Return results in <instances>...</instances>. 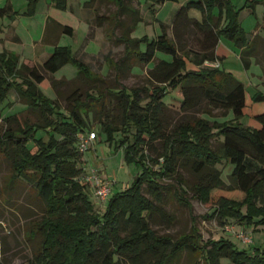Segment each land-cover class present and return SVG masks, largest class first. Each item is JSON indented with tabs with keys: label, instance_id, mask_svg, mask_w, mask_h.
I'll return each instance as SVG.
<instances>
[{
	"label": "trees",
	"instance_id": "16d2710c",
	"mask_svg": "<svg viewBox=\"0 0 264 264\" xmlns=\"http://www.w3.org/2000/svg\"><path fill=\"white\" fill-rule=\"evenodd\" d=\"M100 1L88 0L84 7L97 13ZM108 1H113L117 10L114 15L97 14L96 22L107 27L111 40L124 44V56L118 60L107 58L110 68L116 71L118 81L134 66L155 62L148 71L153 81L151 87L122 85L120 89H112L105 77L92 71L69 46L56 44L41 65L46 73L54 74L73 62L78 67V79L106 84L94 92L87 91L85 99L74 91L68 97L72 105L63 111L58 99L45 95L40 85L47 76L32 60L22 62L14 51L0 52V116L11 90L29 109L41 114V121L35 123H21L15 114L9 115L0 134V154L12 162L13 178L26 180L44 203L45 213L32 231L33 236L43 237L32 264H171L183 251H202L210 264H221L222 259H228L230 264H264V249L249 252L224 236L205 244L194 233L174 239L157 234L148 219L158 209L163 192L170 189L162 179L173 177L177 166H183L191 167L201 179L191 184L178 178L182 192L185 194L186 188H190L201 201L213 203L215 210L209 217L221 223L235 219L264 226V112L256 115L261 123L259 128L244 124L241 121L246 105L244 83L220 65L206 64L222 59L216 47L224 35L241 48V59L249 67L255 46L238 21V12L230 0H190L182 5L173 18L178 39L181 40L180 32L193 28L206 40L203 50L194 51L182 46L183 41L170 38L165 23H161V33L155 37L132 36L142 20L138 9L128 4L130 0ZM168 1L177 0H145L152 12ZM38 2L28 0L21 12L5 5L0 7V15L12 19L24 12L32 15ZM52 2L59 9L68 7L67 0ZM214 7L218 9L217 15L212 12ZM192 9L201 12L200 19L190 15ZM125 15H131L128 25L122 21ZM113 24L122 27L119 36L111 28ZM61 32L73 35L74 28L61 25ZM15 40L20 39L16 36ZM160 52L169 59L158 58ZM186 57L198 68L188 69ZM52 82L61 83L55 79ZM169 86L181 87L184 95L181 108L192 109L207 101L212 107L231 112L233 118L219 121L200 116L167 132L164 99ZM254 100L264 101V94L256 92ZM114 110H118V115H112ZM91 113L96 115L100 131L109 140L121 133L118 144L125 148V160L141 166L132 184L112 195L103 214L96 210L90 199L91 186L82 178L85 169L81 165L79 139L93 131L88 129L87 121ZM39 132L46 135L38 136ZM219 137L223 140L215 149L212 143ZM156 141L161 142L163 149L152 157L146 149L155 148ZM223 161L234 165L230 183L221 178V171L216 168ZM184 194L177 193L176 197L191 207ZM148 256L152 257L147 259Z\"/></svg>",
	"mask_w": 264,
	"mask_h": 264
},
{
	"label": "rangeland",
	"instance_id": "374dc122",
	"mask_svg": "<svg viewBox=\"0 0 264 264\" xmlns=\"http://www.w3.org/2000/svg\"><path fill=\"white\" fill-rule=\"evenodd\" d=\"M45 0H42L39 11L28 15L27 13H20L16 15L17 20H23L28 24L29 19L35 16V20H41L44 17L43 10L45 8ZM68 7L66 9H59L60 16L68 20V24L74 27L73 35H63L60 45H67L72 49L75 56H79L85 61L92 71L102 74L107 84L112 89H120L122 85L128 87H151L153 85L152 79L149 77V69L153 68L155 62L150 64H142L134 66L130 71L125 72L119 80H116V71L110 68L109 62L106 60L107 56L115 60L124 56V44L116 43L107 35V27L99 26L96 22V15H114L117 10V5L113 1L102 0L98 3L96 13L92 9L84 8L79 4V0H67ZM187 0L170 1L161 9L160 6L155 7V12L149 9L145 0H130L128 4L137 8L141 17L136 29L131 33L132 36L140 38L148 35L150 38L157 36L161 32L159 21L163 20L167 25V32L170 38L178 41H183L186 49H193L194 51L203 50L206 44L204 37L195 29L185 30L178 33L174 28L173 18L176 10L180 8ZM51 1L49 0V3ZM176 3V4H174ZM231 5L238 12V21L245 31L248 38L253 36L255 30L261 27L264 22V0H230ZM173 7V9H172ZM26 6L24 7V9ZM21 10V11H24ZM42 10V11H41ZM172 10V11H171ZM20 11V12H21ZM214 15H217L218 9H212ZM200 13L197 9L191 10V15ZM226 19V12L224 13ZM125 25L131 22V15L122 17ZM226 21V20H225ZM9 23V16L0 15V30L5 28ZM90 23V34L87 37L88 27ZM36 24V21H35ZM224 23H222V26ZM115 35L119 36L122 27L111 26ZM2 33L0 31V37ZM97 36V38H96ZM256 48L254 56L251 58L249 67H246L241 59V48L237 47L235 43L222 35L217 47L218 53L222 59V69L232 68L234 73L238 75L241 81L247 84V102L245 106V113L241 121L252 127L261 123L254 117V115L264 112V101H255L254 94L257 90L264 91V65L257 63L258 60L264 61V40L255 38ZM33 41L26 39L22 44L5 41L0 42V52L4 50L14 51L23 59L29 56H35V51L40 48L33 47ZM145 48V44L141 45ZM41 47V45L39 46ZM182 50V48H181ZM168 56L165 53H159L158 58ZM40 62L35 63L47 76L41 83V88L45 95L58 99L63 111H68L71 101L68 97L76 91L85 99L86 92H94L96 89H102L106 84L93 83L92 81L81 80L77 78L78 67L73 62L67 63L54 74L46 73L41 65L42 57H37ZM188 69H197L189 57H186ZM61 81L60 84L52 82V79ZM239 80V79H238ZM259 88V89H257ZM145 103L146 92L141 93ZM167 108L165 109V126L167 132H171L180 123L203 116L209 119H216L225 121L233 118V114L222 108H215L209 105L207 101L202 102L199 107L192 109L181 108L184 101V95L181 87H168V94L165 97ZM2 113L0 116V134L6 128L5 118L9 115H16L18 120L22 123L29 121L31 123L41 121V114L38 111L29 109L28 106L22 102L15 90H11L6 101L2 104ZM204 111H209L210 114ZM112 115H118V110H114ZM88 129L96 131L98 137L91 142L89 149L83 153V160L81 165L84 171H88L91 166H94L103 177L113 181V191L106 202H98L95 196L90 193V199L95 205L97 211L103 214L107 209L112 195L130 186L137 174L141 172V166L136 162H128L124 158V146H119V139L122 137L121 133L114 135V140H109L104 132L100 131L99 120L91 113L87 118ZM256 123V124H255ZM14 126V125H13ZM39 135H46L44 132H39ZM222 137L214 140L213 148L218 149L221 145ZM155 148L146 149L152 157H156L162 151V144L159 141L154 142ZM155 149V150H154ZM256 166H260L257 161H254ZM221 171V178L230 183V175L233 171L234 165L223 161L216 165ZM13 164L0 154V264H32L34 253L40 246L42 235L37 234L33 236V230L36 228V222L45 213L43 201L37 197L35 189L26 181L18 177L13 178ZM184 178L189 183H198L201 175L192 171L191 167L177 166V173L173 177L163 178V182L170 186L169 190L163 192L162 200L158 205V209L148 219L150 226L159 235H169L174 239L179 238L183 234L194 233L196 238L200 237L202 244L212 239H219L221 236L231 239L240 249H246L253 252L255 248L264 249V226L248 225L240 220L229 219L225 223H221L216 218L209 217L215 210V206L210 202H203L195 197V192L190 188H186L185 194L182 192L178 178ZM182 193L189 198L191 207L180 202L176 197L177 193ZM195 226V229L192 228ZM242 235L248 236L249 242L244 241ZM196 240V239H195ZM152 256H148L150 259ZM171 264H210L208 259L203 255L202 251L193 253L190 251H183L172 260ZM221 264H230L228 259H222Z\"/></svg>",
	"mask_w": 264,
	"mask_h": 264
},
{
	"label": "crops",
	"instance_id": "0c3cea01",
	"mask_svg": "<svg viewBox=\"0 0 264 264\" xmlns=\"http://www.w3.org/2000/svg\"><path fill=\"white\" fill-rule=\"evenodd\" d=\"M50 1H51L50 3H49V0L44 1L45 8L42 9L43 13H44L43 14L44 17L42 18V21L41 20L40 21L35 20L34 19L35 16H32V18L29 19V23L26 24L23 22V20H17L20 16L16 17L15 19H12L9 17V23L6 26H4L5 28H1V30H0L2 33V35L0 37V42H2V43H4L5 41H10V42H15L16 44H22L26 39H29V40L33 41V43H34L33 47H35L37 49L40 48L39 50L35 51V54H34L35 56L31 55V56L25 57L23 59L20 58V60L22 62L24 59H30L34 63L40 62L41 60H39V58H37V57H42V59H43L42 61H45L46 58L53 51L55 45L59 44L61 39H62V36L65 35L61 32V25H70V24H68V20L66 18H64L63 15L60 16V13H59V11H57L52 0H50ZM79 1H80L79 4L84 7V3L88 0H79ZM188 1H190V0H187L184 4H186ZM41 2H42V0H39V2L37 4L36 12L39 11V7H40ZM168 2H170V1H168ZM168 2H165L164 4H161L158 6H160L161 9H163L164 6H166ZM27 3H28V0H0V7H4L5 5L10 4L14 11H21L24 9V7L27 5ZM174 4H176V3H174ZM184 4H181L180 7ZM87 9H89V8H87ZM172 9H173V7H172ZM190 15H191V11H190ZM191 16L194 18L200 19L202 14H201V12L200 13H194ZM2 18H4V16H2ZM35 21H36V24H35ZM223 22H225V19L223 20ZM161 23L166 24L165 21L160 20L159 21L160 28H161ZM70 26H72V25H70ZM89 34H90V23H89V27H88L87 37L89 36ZM16 36L20 39L19 41L15 40ZM257 37L264 40V22L260 28H258L257 30L254 31L253 36L249 38L251 44H254L255 48H256L255 38H257ZM96 38H97V36H96ZM218 44H219V42H218ZM218 44H217V47H218ZM40 45H41V47H39ZM217 47H216V53H217V55H219L221 57V55L217 51ZM253 56H254V54H253ZM77 57L80 58L79 56H77ZM106 58H108V56ZM250 61H251V58H250ZM217 62L220 64V67L222 68V63H224V61L221 62L220 60H218ZM257 63H261L262 65H264L263 60L257 59ZM224 70H226L227 72H231L237 79L240 80V78H238V75L236 74V72L234 73V70L232 68H228V69H224ZM243 83H244L245 88H246L245 100L247 102V84L245 82H243ZM257 89H259V88H257ZM256 92H261L264 94V91L260 90V89L257 90ZM244 112H245V109H244ZM254 117H256V115H254ZM255 127L259 128L260 125L256 124Z\"/></svg>",
	"mask_w": 264,
	"mask_h": 264
},
{
	"label": "built area",
	"instance_id": "2783aa9c",
	"mask_svg": "<svg viewBox=\"0 0 264 264\" xmlns=\"http://www.w3.org/2000/svg\"><path fill=\"white\" fill-rule=\"evenodd\" d=\"M206 64L210 66L220 65L218 62H206ZM97 137L95 131L82 134L79 139V150L82 153H85L89 149L91 142L96 140ZM82 178L89 186H91L92 193L98 202H106L108 197L112 194L113 181L103 177L102 173H100L94 166H91L88 171H84ZM242 238L244 241H250L246 235H242Z\"/></svg>",
	"mask_w": 264,
	"mask_h": 264
}]
</instances>
